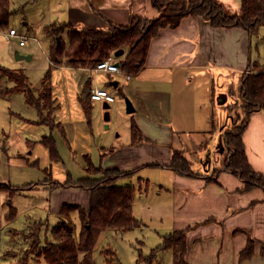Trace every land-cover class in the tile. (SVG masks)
<instances>
[{
  "label": "crops",
  "instance_id": "0c3cea01",
  "mask_svg": "<svg viewBox=\"0 0 264 264\" xmlns=\"http://www.w3.org/2000/svg\"><path fill=\"white\" fill-rule=\"evenodd\" d=\"M59 4L64 10L62 22L79 29L105 28L109 22L126 25L131 15L155 16L146 0H59ZM15 6L10 0L12 15L9 23L16 17ZM22 24L28 26L27 22ZM9 26L13 28L11 23ZM47 38L51 43V38ZM25 45L18 43V48ZM47 62L50 70L71 73L70 79L77 86L63 102L56 98L52 86L53 97L58 109L61 108L59 115L55 114V120L64 132V136L56 130L51 132L60 161L50 160L48 150L40 143L50 130L39 123L37 111L30 106L24 115L9 110L8 131L2 130L0 135L1 160L5 161L4 171L8 173L2 183L17 191L11 198L5 194L8 208L3 204L0 207V222L7 228L2 234L0 225V244L7 247L10 233L24 231L34 222H43L49 227L55 225L63 204L87 208L88 191L76 187H52L49 179L62 182L64 176L60 165L70 173L77 172L79 178L86 177L83 156H89L94 166L102 169L137 170L132 177L118 180L116 185L134 187L133 215L145 228H156L153 229L159 232L161 242L162 236L187 229L189 264H264V190L260 187L243 190L244 183L223 168L214 176L197 172L187 158L193 148L202 156L211 149L217 151L223 128L232 123L234 116H239L235 112L233 117L231 115L233 90L225 85H230L233 74H238L241 80L248 66L258 62L252 57L250 35L244 29L216 28L201 17L186 16L177 27L166 26L157 31L150 40L144 67L128 79L123 75L104 73L94 76L85 68L54 63L48 56ZM26 78L30 90L38 94L44 81L31 83L28 76ZM103 78L100 84H93L94 79ZM88 80L91 88L96 85L109 93L112 90L115 97L121 87L123 100L128 98L134 112L127 114L125 104L117 102L116 98L107 109L104 108L106 103L93 102L88 122L79 101ZM112 81L117 82L116 87L110 85ZM219 92H225L220 95L219 102L223 97L228 99L217 105ZM16 93L22 92L0 96L6 98L5 95L9 97ZM227 100L231 101L227 103ZM215 105L218 108H214ZM215 109L228 111L231 119L226 114L224 119L221 115L214 116ZM120 111V114L116 113ZM104 112L109 113L108 121L104 120ZM131 120L140 130L141 139L137 143L131 142ZM241 139L250 167L264 178L263 111L249 115ZM173 151L183 153L195 176L184 177L167 167ZM74 157L81 158L83 167L75 166ZM10 206L16 215L11 220H3ZM71 219L79 231L77 212L71 213ZM103 233L113 235L118 232L110 229ZM249 240L253 241L252 252L242 257ZM10 243L14 242L10 240ZM169 258L172 264L171 252Z\"/></svg>",
  "mask_w": 264,
  "mask_h": 264
},
{
  "label": "trees",
  "instance_id": "16d2710c",
  "mask_svg": "<svg viewBox=\"0 0 264 264\" xmlns=\"http://www.w3.org/2000/svg\"><path fill=\"white\" fill-rule=\"evenodd\" d=\"M146 2L155 12V16L144 19L131 15L126 25L109 22L105 28L84 27L81 29L67 22H52L46 25L43 31L51 38L48 49L49 59L54 63L64 62L71 67L91 69L110 54L122 50L123 54L115 57L120 69L126 74L136 75L144 67L150 40L157 31L166 26L177 27L181 19L186 16L201 17L216 28L239 27L249 35L256 33L264 24V0H240L239 10L235 12H230L219 0H146ZM11 15L10 0H0V31L5 32L10 29ZM0 71L15 84L13 91L22 92L26 103L37 111L40 117L39 123L49 128L50 134L43 136L40 143L48 150L50 160L60 161L51 132L59 131L62 136L64 132L61 124L55 122L52 115L59 105L53 97L49 73L47 72L44 76L45 84L41 91L35 95L30 90L27 78L21 70L11 71L0 68ZM90 90L91 84L87 82L79 97L82 111L88 122L91 119L93 103L90 100ZM117 92V95L122 98L121 87H118ZM239 98L244 109V118L235 132L230 130L223 132L221 144L227 153L223 169L237 176L244 183L243 190L255 187L264 190V178L250 167L241 139L249 115L254 111L264 112V65H258L255 70L242 75ZM43 110H48V116L45 119ZM130 134L132 143L140 141V130L133 120L130 123ZM83 159L86 177L74 180L67 172L66 180L59 182L49 179V181L52 187H76L88 191L89 205L84 208L75 204H63L60 207L58 222L53 226H47L43 244L39 234L41 224L36 234L32 236L35 238L34 244L26 250L25 256L17 264H32L29 256H34L36 264H97L93 251L104 231L111 229L121 233L141 227V222L132 212L134 187L116 185L118 180L132 177L137 170L102 169L94 166L89 156H83ZM167 167L184 177L195 176L189 161L180 151H173ZM0 191L11 198L17 190L0 183ZM9 208L6 220H11L16 215L15 209L12 206ZM73 212H77L79 231H76V225L71 219ZM252 249L253 241L249 240L248 246L242 252V257L249 256ZM168 250L172 254V264H189L190 241L187 229L174 230L162 236V242L153 248L150 256L147 257V263L153 264L156 253ZM107 253L112 254V258L115 257L113 251H107ZM104 264L120 263L117 259L111 261L107 258Z\"/></svg>",
  "mask_w": 264,
  "mask_h": 264
},
{
  "label": "rangeland",
  "instance_id": "374dc122",
  "mask_svg": "<svg viewBox=\"0 0 264 264\" xmlns=\"http://www.w3.org/2000/svg\"><path fill=\"white\" fill-rule=\"evenodd\" d=\"M13 1L15 2L16 5L15 8H13V11L16 13V17H13L10 23L12 27L18 31V33L27 36V40L25 42L26 45L22 49H20L18 48L19 39L12 38L10 40H7L3 35L4 32L0 31V68L11 71L21 70L26 76H28L29 82L31 83H36L41 80L44 81L45 80L44 76L48 72L50 75V82L54 87L53 92L56 98H60L63 102L64 99H67V95H71V93L74 92L77 86L75 85V82L71 81L70 79L69 74L71 73L68 72L64 73L60 70L49 69L47 56H48L50 40L47 38L46 34L44 33L43 28L44 25H46L51 21L62 22L63 20H61L60 18L64 17L62 15V13H64L63 12L64 10L61 9L59 0H37V1L13 0ZM220 1H222L226 5V8L230 12H235L239 10L240 0H220ZM23 15L24 18H22L21 20L20 18ZM142 18L147 19L145 17ZM23 22H27L28 26H24L22 24ZM5 32H7V30ZM250 44H251L252 57H255V60L258 62H254L253 64H250L247 68V71L244 73H248L250 72V70H255L256 66L262 65L261 63H264V24L258 28L256 33L250 35ZM15 53H17L20 56L22 55L30 56V59L19 60L16 58ZM89 72L95 76V74L91 70H89ZM1 74L2 73L0 71V94L14 93L13 91L15 87L14 84L9 82L8 78ZM230 77H231L230 78L231 82H229L230 85L226 84L225 87L227 89L229 88L230 90H233L232 93L233 96L232 98H230L231 100H233L234 103V106H232L233 112L231 110V115L233 117L235 115L234 114L235 112L239 114V116H234V119H232V123H229L227 126L223 128L224 133L229 130L235 132L237 127H239L242 124L244 118V109L242 108V103L239 98L240 76H238V74L235 75L233 74ZM103 80L104 78L102 80L100 79L99 81H97V79H94L93 84H96L97 82H98L97 84H100V81ZM44 82L41 84L42 86L45 84ZM87 82H89V80ZM86 83H84V85ZM93 87H97V86L95 85ZM216 88L218 90L217 85ZM110 92L112 93V90H110ZM222 93L225 92L218 93V96L216 98L217 105L219 104L220 101L219 99L221 97L220 95ZM223 95L226 96L225 94ZM61 96H63V98H61ZM5 97L6 98H2V95L0 96V135L2 134V130L8 131L7 117L9 114V110L15 113H19L20 115H24L30 109L29 105L25 103L26 99H24L25 96H23L22 93H16L9 97L5 95ZM225 99H228L227 96L226 98L223 97V100ZM116 100L117 102H120L122 103V105H124L123 98L121 99L118 95H116ZM231 100L229 101L227 100L228 101L227 103H229ZM113 105L111 106V112ZM217 105H215L214 108H216ZM60 110L58 109L56 110V112L54 111L52 113V115L54 116V120H55V114L59 115ZM108 111H110V109ZM116 113L120 114L121 111ZM225 114L229 116V119H231V116L228 111H223V110L217 111V109H215L214 111V116L220 117L221 115L223 119L225 118ZM43 116L44 119L47 118L48 110H43ZM118 120L119 122L122 120L121 116L118 117ZM55 122L57 121L55 120ZM27 152H30V150L28 149ZM226 156L227 153L225 149H223V152H220V149H218L217 151L215 150L212 151L211 149L210 152H206L202 156L195 148H193V151L190 152V155L187 156V158L191 162V165L195 171L200 173H206V172L208 174L211 173V176H214L216 172L217 173L220 172L221 168L225 166ZM38 157L41 158V155H38ZM73 160L76 167L78 166V164L80 167L82 166V161H80L81 158L79 160L76 159V157H74ZM4 162H5L4 160L3 161L1 160V155H0L1 183L4 182V180L2 179L4 178L6 179V177L8 176V173L4 171ZM60 166H61L60 172L66 178V173L69 171L63 165ZM76 167L72 169L75 170ZM70 174L71 176L72 174L74 175L72 176L74 180H77L80 177L78 176L77 172H73V173L71 172ZM64 177L62 181L66 180ZM5 194L6 193L0 191V207L1 204H3L4 207L8 208L4 199ZM146 217H148V215ZM2 218L4 220L5 217ZM41 224H42V228L39 234L42 243L45 235V230L47 229V226L44 223L34 222L31 224L30 227H28L24 231L10 233L9 242H7L8 246L4 247L2 244H0V264H17L19 260L25 256L27 252L26 250L27 249L29 250L31 248V245L34 244L35 238H33L32 236L36 234V230H38L37 228ZM0 225L3 227L2 234L7 232V228H5L2 222H0ZM16 227L18 226L16 225ZM153 228L154 227L145 228L144 225L141 223V227L131 231L121 232L113 235H109V234L104 235V233H102L93 251V257L96 263L104 264L106 257V259L108 258L111 261L117 259L120 264H148L146 260L147 257L150 256L151 250L161 242L160 237L157 234L159 232H156V230H154L156 228L154 229ZM162 231L165 230L163 229ZM10 240H12V242L14 243H10ZM107 251L108 252L113 251L115 253V257L112 258V254L107 253ZM170 252L171 251L168 250V251H160L156 253V257H155L156 259L153 262V264H170V258H169ZM29 261L32 264L37 263L35 261L34 256H29Z\"/></svg>",
  "mask_w": 264,
  "mask_h": 264
},
{
  "label": "built area",
  "instance_id": "2783aa9c",
  "mask_svg": "<svg viewBox=\"0 0 264 264\" xmlns=\"http://www.w3.org/2000/svg\"><path fill=\"white\" fill-rule=\"evenodd\" d=\"M3 35L7 40H10L12 38L19 39L20 46L24 45L27 40V36L18 33V31L14 28L7 30V32H4ZM116 62L117 60L115 59L114 54H110L107 58L98 62L94 68L88 70H91L95 75L99 73L115 74L123 75L125 79H128L130 75L122 72L119 65H116ZM115 98L116 97L114 95L109 93L104 88L93 87L90 90V100L92 102H103L106 104H111L115 101Z\"/></svg>",
  "mask_w": 264,
  "mask_h": 264
},
{
  "label": "water",
  "instance_id": "95a60500",
  "mask_svg": "<svg viewBox=\"0 0 264 264\" xmlns=\"http://www.w3.org/2000/svg\"><path fill=\"white\" fill-rule=\"evenodd\" d=\"M57 40H59V38H57ZM122 54H123V51L121 50L120 52L114 53V56L118 57L119 55H122ZM16 58L19 59V60H21V59H27L28 60L30 57L29 56H20V55L16 54ZM116 65H119V63L116 62ZM110 85L113 86V87H116L117 82L116 81H112V82H110ZM219 103L223 104L224 100L222 102H219ZM124 104H125V112L127 114H131V113L134 112V108H133L132 103L126 97H124ZM104 108L107 109L108 108V104H105ZM104 120L105 121L109 120V113L108 112L104 113ZM221 143H222V140H220V146H219L220 152L223 151V147H222Z\"/></svg>",
  "mask_w": 264,
  "mask_h": 264
}]
</instances>
